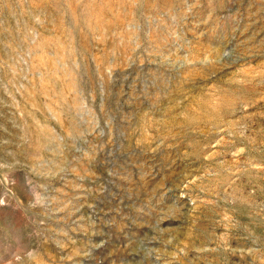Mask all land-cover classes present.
<instances>
[{
    "label": "rangeland",
    "instance_id": "obj_1",
    "mask_svg": "<svg viewBox=\"0 0 264 264\" xmlns=\"http://www.w3.org/2000/svg\"><path fill=\"white\" fill-rule=\"evenodd\" d=\"M0 264H264V0H0Z\"/></svg>",
    "mask_w": 264,
    "mask_h": 264
}]
</instances>
